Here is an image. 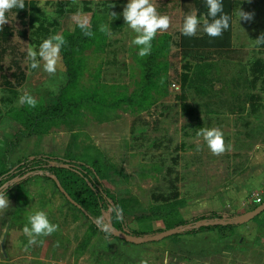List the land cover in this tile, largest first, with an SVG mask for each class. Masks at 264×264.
Listing matches in <instances>:
<instances>
[{
	"label": "rangeland",
	"instance_id": "1",
	"mask_svg": "<svg viewBox=\"0 0 264 264\" xmlns=\"http://www.w3.org/2000/svg\"><path fill=\"white\" fill-rule=\"evenodd\" d=\"M27 1L34 5L25 16L18 8L6 14L8 41H0V172L37 153L80 164L122 199L129 228L144 236L211 213L236 217L264 201V93L250 70L264 60L256 42L264 0H226L231 49L195 53L176 43L186 14L198 9L203 20L205 0H152L171 26L158 30L145 57L123 19L129 0ZM241 11L253 18L241 19ZM53 35L66 42L55 74L39 55L31 68L29 49L39 53ZM25 92L36 107L19 104ZM201 128H219L231 150L213 155ZM7 196L0 264H264V212L239 228L136 245L101 237L42 177ZM90 208L110 223L109 209ZM38 211L59 230L28 246L22 229Z\"/></svg>",
	"mask_w": 264,
	"mask_h": 264
},
{
	"label": "trees",
	"instance_id": "2",
	"mask_svg": "<svg viewBox=\"0 0 264 264\" xmlns=\"http://www.w3.org/2000/svg\"><path fill=\"white\" fill-rule=\"evenodd\" d=\"M24 2L25 8L28 5H34L32 1L24 0ZM203 5L205 7L201 9L205 10L204 13L206 15L207 7L205 3H203ZM231 6L232 2L223 0L224 11L230 16L229 24H231ZM25 8L23 10L18 9V12H23V16L26 15ZM32 20L35 21L37 19L33 18ZM8 33L9 29L5 27L2 32H0V41H8ZM176 44L179 48L193 53L206 49L217 52L223 50L228 51L232 47L231 25L229 29L225 31L219 38H209L202 31V34L198 33L195 37H187L182 34L179 38V42ZM260 48L264 50V43H260ZM250 70L253 76L252 82L255 84L259 81L260 91L264 93V60H256L252 64ZM4 84L6 86H10V83L7 80L4 82ZM52 175L58 179L61 187L64 189L67 195L81 207L79 210L77 208L76 209L92 223L101 237L105 239H117L114 236V232L116 231H122L134 237L144 236L142 233L129 228L127 221L123 216L125 205L122 199H119L116 195L107 190L95 172L62 157L37 153L22 158L20 161L11 165L10 168L0 172V189L7 187L6 194L9 195L15 188L27 183L34 176H39L45 180L51 181L54 187L57 188L55 183L50 179V176ZM70 176L75 178V180L72 181ZM78 183L80 185H78ZM82 189L84 190L85 195L87 194L86 198L84 199H81V195L79 193V190ZM88 199L93 203H88L86 201ZM92 205H97L99 209L110 210L111 231L107 225L101 223L96 218L90 208ZM204 219H206L208 222H215V225L207 224L205 226H201L197 224L199 221ZM229 220L233 221V223L228 224ZM236 226L237 225L234 223L233 216L223 218L218 213H211L210 215L200 216L191 220L180 221L173 227L170 226L168 229L178 227L181 230L178 235H191L204 231L232 228Z\"/></svg>",
	"mask_w": 264,
	"mask_h": 264
},
{
	"label": "clouds",
	"instance_id": "3",
	"mask_svg": "<svg viewBox=\"0 0 264 264\" xmlns=\"http://www.w3.org/2000/svg\"><path fill=\"white\" fill-rule=\"evenodd\" d=\"M207 13L203 20L198 15V9H192L185 15L182 34L187 37H195L198 32L203 31L209 38L215 39L223 35L230 27V16L224 11L223 0H205ZM14 8L23 10L24 0H0V30L8 24L7 13ZM115 16V14H112ZM123 19L135 33L136 37L132 44L139 48L138 55L145 57L150 55L152 50V40L159 32L167 31L171 26V18L161 15L157 11V6L152 0H129L123 10ZM241 19L250 21L253 18L251 13L241 11ZM84 27V25H81ZM100 31H107L106 26H101ZM110 34V32H109ZM85 35L91 37L93 33L86 31ZM257 43H264V34L258 39ZM61 35H53L45 39L39 46V53L29 49L28 57L32 61L31 68H38L39 62L36 60L39 55L44 61V70L49 74H55L60 60V51L65 44ZM163 83V80L161 81ZM19 104H27L36 107L37 101L29 93L25 92L19 98ZM198 135L202 136L213 155L219 156L231 150V145L226 144L224 133L219 128H201ZM7 188V187H6ZM6 188L0 189V211L6 210L10 206V200L6 194ZM29 224L22 229L28 237V246L37 245L38 237L51 236L59 230V225L53 224L48 219L45 211H38L29 217ZM42 243V241H39ZM27 250V246L25 247Z\"/></svg>",
	"mask_w": 264,
	"mask_h": 264
},
{
	"label": "water",
	"instance_id": "4",
	"mask_svg": "<svg viewBox=\"0 0 264 264\" xmlns=\"http://www.w3.org/2000/svg\"><path fill=\"white\" fill-rule=\"evenodd\" d=\"M50 179L55 183V185L58 188L59 192L67 199V201L72 203L77 208L81 209V207L77 203H75L67 195V193L61 187L58 179L55 176H53V175L50 176ZM109 212H110V210H109ZM263 212H264V201L260 205L255 207L253 210H251V211H249V212H247L245 214L233 217V220H234V223L236 225H244V224L252 221L255 217L259 216ZM232 223H233V221H231V220L228 221V224H232ZM197 224L201 225V226H205L207 224L215 225V222H208L206 219H204V220L199 221ZM107 226L109 227V229L111 231L112 230L111 224L108 223ZM180 232H181V230L178 227H174V228H171V229L164 230V231H161L159 233L153 234L151 236L134 237V236H131V235H129V234L125 233V232H122V231L114 232V236L117 239H120V240H122L124 242L138 245V244H144V243L158 242V241H161V240H163L165 238H168V237H171V236H174V235H178Z\"/></svg>",
	"mask_w": 264,
	"mask_h": 264
},
{
	"label": "crops",
	"instance_id": "5",
	"mask_svg": "<svg viewBox=\"0 0 264 264\" xmlns=\"http://www.w3.org/2000/svg\"><path fill=\"white\" fill-rule=\"evenodd\" d=\"M259 180H260V178H259ZM30 181V180H29ZM28 181V182H29ZM55 188V187H54ZM252 188H256V187H252ZM67 200V199H66ZM69 202V201H68ZM70 203V202H69ZM70 204H72V203H70ZM73 205V204H72ZM74 206V205H73ZM75 208H77L76 206H74ZM257 207V206H256ZM78 210H79V208H77ZM251 222V221H250ZM249 223V222H248ZM247 224V223H246ZM241 226H244V225H237L236 227H241ZM232 228H234V227H232ZM226 229V228H225ZM215 230H218V229H215ZM209 231H212V230H209Z\"/></svg>",
	"mask_w": 264,
	"mask_h": 264
},
{
	"label": "built area",
	"instance_id": "6",
	"mask_svg": "<svg viewBox=\"0 0 264 264\" xmlns=\"http://www.w3.org/2000/svg\"><path fill=\"white\" fill-rule=\"evenodd\" d=\"M261 201H262L261 199H256V200H255V203H256L257 205H259V204H261Z\"/></svg>",
	"mask_w": 264,
	"mask_h": 264
}]
</instances>
